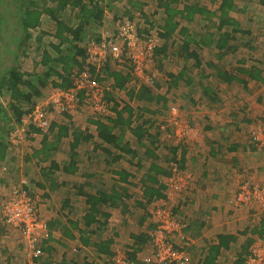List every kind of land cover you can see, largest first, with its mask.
I'll return each instance as SVG.
<instances>
[{
    "label": "crops",
    "instance_id": "1",
    "mask_svg": "<svg viewBox=\"0 0 264 264\" xmlns=\"http://www.w3.org/2000/svg\"><path fill=\"white\" fill-rule=\"evenodd\" d=\"M159 1L133 0L130 4L128 0L106 1L101 19L90 20L84 33L93 26L96 38L105 37L115 21L123 16L139 20L158 36L164 25ZM234 3L236 9L229 14L233 22L221 30H217L215 18L208 21L194 15L190 21L180 22L170 40L158 36L161 46L157 51L163 47L165 50L154 54L156 60L157 56L169 58V54L179 59L175 57L176 65L170 68L167 64L163 66L165 71L161 72L154 71L153 64L150 68L147 65L145 72L152 76L154 87L143 86L150 90L154 101L129 100L127 90H137L140 86L134 88L127 84L126 89L112 91V101L106 102L111 112L108 117L112 119L115 118V106L120 110L128 104L134 110V120L140 117L138 124L147 120H155L154 125L159 127L168 124L164 129L168 139L175 138L173 121L167 115L171 103L177 105L173 104L181 118L191 121L185 144L174 153L184 178L182 189L169 190L166 183L170 175L158 176L163 196L143 205L142 175L151 162L164 166L166 160L172 158L166 152V143L162 142L160 149L154 152L157 159L143 158L145 148L140 146L138 157L142 161L139 165H135L136 159L117 150L105 155L103 148L106 146L101 145L96 128V122L101 121L98 118L103 117L95 115L87 106L85 112L88 115H83V110L74 114L62 113V116L52 114L50 132L26 133L20 143L9 140L11 128L8 133L6 129L0 132V264H22V259H18L21 257L20 247L15 233L4 222L2 205L13 189L24 186L25 182L23 190L39 198L38 211L50 234L49 240L43 243L42 258L35 260L34 264H112L118 249L124 251L126 258L134 264L151 263L150 209L162 203L187 224L183 237L188 245L180 248L187 264H245L250 248L256 241L264 239V208L256 202L235 204L236 193L244 182L258 188L264 186V150L256 148L251 140V133L264 119V81L249 76L251 69H256L259 77L264 78V0H234ZM191 4H198L208 11L218 8V1L211 0H176L173 7L181 10ZM54 6L55 2L47 0L45 7ZM77 11V6L67 5L60 14L69 12L71 15L64 19L59 17V20L74 28L79 22ZM180 29L186 35H181ZM55 32V22L49 15L42 14L39 25L30 31L29 47L33 51L29 53L27 50L25 56L22 55L25 59L30 58L29 54H39L35 55L33 72L21 70L31 75L29 79L37 95L42 89L36 78L45 75L51 63H42V53H48L54 60L58 58V51L52 46L61 43L63 52L69 46L68 42H61ZM224 32L231 36L226 46L232 48L222 51L220 57L215 43L218 33ZM63 36L67 40L71 38L67 33ZM184 38L189 42L188 52L197 54L198 65L194 57H189L181 49ZM82 42L83 35L76 42L79 48ZM114 68L110 67L111 70ZM56 70L61 74V68ZM179 75L182 79L178 78ZM175 78L176 82L173 81ZM58 82L57 75L46 80L51 86ZM102 85L108 90L105 82ZM142 108L146 109L144 113L139 111ZM168 130H172V135ZM113 132L118 134L119 131ZM159 139L164 140L161 134ZM124 141L132 145L135 137L125 131ZM136 146L134 143L133 147ZM121 173L128 176L123 178ZM78 188L94 195L97 190H105L108 195L115 190L121 198L116 206L110 202L99 203L94 222L86 226L83 218L90 207ZM101 243L108 245L107 253L97 252L96 247Z\"/></svg>",
    "mask_w": 264,
    "mask_h": 264
},
{
    "label": "trees",
    "instance_id": "2",
    "mask_svg": "<svg viewBox=\"0 0 264 264\" xmlns=\"http://www.w3.org/2000/svg\"><path fill=\"white\" fill-rule=\"evenodd\" d=\"M55 2V6L52 8L45 7L47 0H0V96L7 95L10 103L8 106L3 107L0 102V124L8 123V127L12 128L21 124L23 118L30 114L33 111V108L37 103L32 99L33 96L37 95L35 86L30 81V74H26L21 71L20 64L17 63L20 55L25 56V52L29 48L30 41V31L35 29L39 23L42 14L49 15L51 20L56 24V37L62 41L68 42L69 46L62 51L60 44L57 46H52L56 51H58V58L52 60L50 55L46 52L42 53V63L48 65V70L43 76L36 78V82L39 88L43 89L47 86L46 80L52 77V75H57L59 82L53 83V89L67 90L72 88V81L70 74L73 71H81L89 68V76L92 79H95L96 82H105V86L108 90L104 91V100L110 102L111 92L120 91L126 89L127 84H132L135 88L133 82L136 79H133L131 76V67L129 61H127L123 68H119V65L113 63L114 67L123 70L122 72L116 70L117 68L110 69L111 63L107 62L103 68L96 74L95 69L88 66L87 58L84 54L83 48H79L77 43L82 35L84 34L85 26L90 23V20L98 21L101 19L102 10L104 7V2L107 3L115 2L116 0H52ZM133 0H128V4L132 3ZM212 2L218 1V8L215 11H208L206 8L199 7L198 4H191L184 6L181 10H178L173 5L176 3L170 1L160 0L158 2L159 7L163 9L164 14V25L161 29L162 33H159V38L165 40H170L174 37L175 30L179 26L182 20L190 21L192 16L199 15L205 20L211 21L215 18L218 22L217 30H221L224 25H228L230 22H233L229 14L236 9L234 0H211ZM71 7L77 6V17L79 22L76 24V27L71 28L67 26L62 20H59V14L66 6ZM138 18H141L139 14H136ZM134 19V18H131ZM64 33H67L71 38L67 40L64 37ZM179 33L181 35H186L184 30L180 29ZM218 39L215 43V48L218 51V55L222 56V51L226 49L231 50L232 46H226L227 41H230L231 36L227 33H218ZM186 38V37H185ZM182 41L181 49L185 54H188L189 57H194L195 63L199 64V59L196 53L188 52L187 40ZM40 40V38L38 39ZM37 40V42H39ZM67 40V41H66ZM204 42V41H203ZM165 47L163 50H155L157 52L164 53ZM227 50V51H228ZM222 53V54H221ZM80 58V59H78ZM188 58V57H187ZM61 68V74H58L57 68ZM241 72L244 70L241 69ZM251 79L257 81H264V78L259 77V71L256 69H251L249 72ZM178 78H181L179 75ZM182 79V78H181ZM135 80V81H134ZM174 82L177 81L175 78ZM191 84V83H187ZM142 86V87H141ZM137 90L129 89L127 90V97L129 100H135L138 102L142 101H154L153 95L149 89L141 85ZM40 95V92L37 96ZM79 97L83 96V93H78ZM157 99L156 96H154ZM35 103V104H34ZM116 105V104H115ZM118 106H115L114 113L115 118L112 119L108 116H102L103 118H98L96 122L97 136L101 142V145H105L103 152L105 155H109L111 150H117L124 155H129L130 158L136 159L135 165H139L142 161L138 157V150L131 145L130 142L124 141L125 131H129L134 137V143L137 146L145 148L143 158H153L157 159L154 155V152H157L162 142L166 143V152L171 154L172 158L166 160L164 166H160L155 162H151L149 167L143 173L142 177V198L145 200L142 202L143 205H147L150 202H155L163 196V186L158 181V176L167 177L171 174L172 164H175L178 171H181L179 162L174 158L175 149L177 150L179 146L185 144L186 137L180 141H175L174 136L172 139H168L164 127H159V125H154L155 120H147L146 122L138 124L140 117L133 118L134 110L128 104H124L123 107L118 110ZM145 108L140 109L139 111L145 112ZM66 113V112H64ZM103 120V122H102ZM105 121V122H104ZM174 122V121H173ZM172 122V124H173ZM135 124L134 127L132 124ZM174 125V124H173ZM50 124L45 132H41L39 129L29 126L28 134L31 133H47L50 132ZM159 128H161L159 130ZM175 128V126H174ZM118 130V134L114 133V130ZM151 131L153 133H151ZM170 135H172V130H168ZM155 132V133H154ZM163 136L164 140L159 139V136ZM148 141V142H147ZM147 142L148 145L145 143ZM136 146V147H137ZM122 157V156H119ZM117 157L116 159H119ZM174 158V159H173ZM123 178H126L128 175L126 173H121ZM80 195L86 197V201L89 204V212L85 215L84 223L86 226L91 225L94 222V216L98 214L97 205L99 203L110 202L112 206H116L117 202L120 200L121 195L118 194L115 190H112L111 195L107 194V191L101 190L92 193H83L82 188H78ZM260 189H264V186H260ZM107 218V216L105 217ZM106 219L104 220V222ZM85 243V242H83ZM108 245L101 243L96 247L97 252L107 253ZM107 255V254H106ZM131 256V255H130ZM42 258V257H40ZM39 258V259H40ZM38 260V259H37ZM205 263H208L205 261ZM61 264H66L61 262ZM204 264V262L202 263Z\"/></svg>",
    "mask_w": 264,
    "mask_h": 264
},
{
    "label": "built area",
    "instance_id": "3",
    "mask_svg": "<svg viewBox=\"0 0 264 264\" xmlns=\"http://www.w3.org/2000/svg\"><path fill=\"white\" fill-rule=\"evenodd\" d=\"M134 20L121 16L115 21V29L111 35L96 38L95 34H86L83 37L82 48L88 61V66L98 73L107 62L116 63L119 68L129 61L132 65L131 76L135 79L143 78L147 68V60L153 57L156 50V37H141ZM94 35V36H93ZM72 88L67 90L55 89L52 97L47 98L46 105H36L30 114H27L20 125L12 127L9 140L20 143L26 136L29 126L45 132L49 127L52 110L57 108L62 113L78 110L81 106L90 107L95 115L109 116L111 113L104 100L106 88L90 78L89 68L73 71L71 74ZM137 79V80H138ZM138 80V81H139ZM140 82V81H139ZM152 83L151 78H146ZM78 93H83L82 97ZM175 141L183 139L185 127L178 118L173 119ZM251 140L256 148L264 150V119L260 126L251 133ZM183 176L175 164L168 177L167 188L178 191L182 189ZM24 184V182L22 183ZM26 185V182L24 186ZM18 185L2 205V216L8 228L19 236L22 244L23 264H34L42 257L43 243L49 240L50 234L46 222L39 214V198L29 194ZM256 202L264 206V189L244 182L236 193L235 204H250ZM153 208L150 214L151 230L149 242L153 247L152 262L143 264H187L184 251L177 248L176 238L183 243V231L187 224L181 221L171 209L162 205ZM188 245L187 241L184 242ZM112 264H132L123 251H115ZM245 264H264V239L256 241L250 248Z\"/></svg>",
    "mask_w": 264,
    "mask_h": 264
},
{
    "label": "rangeland",
    "instance_id": "4",
    "mask_svg": "<svg viewBox=\"0 0 264 264\" xmlns=\"http://www.w3.org/2000/svg\"><path fill=\"white\" fill-rule=\"evenodd\" d=\"M67 15H71L69 12H65L64 13V15L63 14H60L59 15V17L61 18H66V16ZM47 20V22H50L48 19H46ZM134 24L137 26V29H138V31H139V34L141 35V37H150V36H152V37H156V35H157V32L156 31H154L152 28L151 29H148V28H146V26L145 25H142L140 22H139V20L138 21H136V19L134 18ZM111 27V26H110ZM111 31L108 33V35H111L113 32H114V29H115V24H113L112 25V27H111ZM93 29V26H90V27H88L87 28V30H86V34H91L92 35V33L93 34H95V36H96V31ZM86 34H83V37H85L86 36ZM94 36V35H93ZM107 36V35H106ZM156 45H157V47H156V49L157 48H159L160 46H161V39H158L157 41H156ZM33 48H34V46H33ZM171 50H172V48H170ZM33 50L31 49V47H29L28 48V52L30 53V52H32ZM155 54V53H154ZM30 55V58H25V59H23V56L22 55H20V57L18 58V60H17V63L18 64H20V66H21V70H23V71H26V73L27 72H33V62H34V59L36 58L35 57V55H39V54H35L34 56L32 55V54H29ZM177 58V60L179 59V57H177V56H173V55H170L169 54V58H166V59H164V57H161V56H157V60H156V57H155V55H153V57H151L150 59H148L147 60V65H149V68L152 66V64H153V69H154V71L156 70V71H158V72H161V70H164L165 71V69H163V66H167V64H169L170 66H167V67H170V68H173L176 64H174V58ZM163 60H162V59ZM111 67H113L114 68V66H113V63H111ZM41 69H39V71H40ZM38 72V71H37ZM37 72H36V74H37ZM151 78L152 76H148V73L147 72H145V76H143V78H140V82L136 79V81L135 82H133L134 84H135V88L136 87H138V86H141V85H146V86H148L149 88H153L154 87V80H153V82L152 83H147L146 82V78ZM133 79H135V78H133ZM35 80V79H34ZM158 83L160 84V81H158ZM163 83V81H162V79H161V84ZM153 84V85H152ZM185 87H183L182 89H180V90H178L177 91V93H175L176 95H179L180 93L179 92H181L183 89H184ZM55 89H53L52 88V86L51 85H47L45 88H43L41 91H40V95L37 97V98H35L34 99V102L35 103H37L36 105H43V106H45L46 105V102H48L47 100V98H50V97H52L53 95H54V93H55V91H54ZM177 101L179 102L180 101V98L179 97H177ZM0 102L2 103V105L3 104H8L9 103V98L7 97V96H5V95H1L0 96ZM34 103V104H35ZM172 104V103H171ZM170 104V108H169V113H167V115L169 114V118H170V120L171 121H173V119L176 117V118H178V120L181 122V125L183 126V127H185V133H184V136H183V138L184 137H188V135H189V131H190V124H189V122H191V121H188L187 119H183V118H181L177 113H178V109H177V105L176 104H174V105H176V106H174L173 104L171 105ZM178 104V103H177ZM35 105V106H36ZM88 108V107H87ZM80 109V110H79ZM85 106L83 107V106H81V107H79L78 108V110H75V111H73V110H71V111H69L68 113H72V114H74V113H76V112H79V111H81V110H83V112H85ZM90 109V108H89ZM171 109V110H170ZM91 110V109H90ZM53 112L51 113V116H52V114L53 115H56V116H62V111H60L59 109H57V108H55V109H53L52 110ZM92 111V110H91ZM67 113V112H66ZM87 114V112H85V113H83V115H86ZM172 114V115H171ZM88 115V114H87ZM167 121H168V119H167ZM6 125V126H5ZM8 125V123H2V124H0V132H4L5 131V129H6V131L5 132H7L8 133V131H9V127L7 126ZM168 125V124H167ZM167 125L166 126H161V127H164V128H166L167 127ZM255 130V129H254ZM153 133V132H152ZM163 137V136H162ZM133 144H134V142H132ZM136 149L139 151V150H141V148H140V146H137L136 147ZM163 204V203H162ZM162 204H159V205H162ZM257 205H259L260 207H262V208H264V206H262L261 204H259V203H256ZM155 206H157L156 204L155 205H153L152 207H151V209H150V214H151V212L153 211V208H155ZM162 206H164V207H166L167 209H171L169 206H167V205H162ZM172 211V210H171ZM182 222H183V219H181V218H179ZM150 221H151V217H150ZM15 233V232H14ZM15 236H16V240H17V244L19 245V247H20V251H21V257L19 256L18 257V259L19 260H21L22 259V264H23V256H22V244H20V240H19V236H18V234L17 233H15ZM184 238V237H183ZM183 240V239H182ZM181 240H180V238H176L175 239V242L178 244V245H176L177 246V248H186L187 247V245H185V243L184 242H186V239L184 238V241H183V243H181L180 242ZM18 245H17V247H18ZM149 245H150V247L152 248V253H153V247L151 246V244H150V242H149ZM117 251H122V250H120V249H118ZM124 252V251H123ZM129 260V259H128ZM132 264H134L131 260H129ZM143 264V263H142Z\"/></svg>",
    "mask_w": 264,
    "mask_h": 264
}]
</instances>
